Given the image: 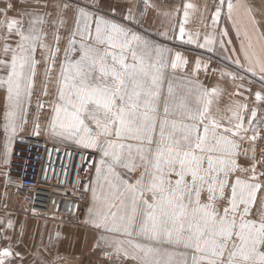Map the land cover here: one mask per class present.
Listing matches in <instances>:
<instances>
[{
	"label": "snow or ice",
	"instance_id": "1",
	"mask_svg": "<svg viewBox=\"0 0 264 264\" xmlns=\"http://www.w3.org/2000/svg\"><path fill=\"white\" fill-rule=\"evenodd\" d=\"M142 3L125 12L119 0H0L4 199L15 145L43 136L53 145L47 156L63 148L71 163L74 148L87 165L88 183L68 194H90L80 223L106 264H264V17L233 0L213 5L212 26L248 13L237 53L227 29H216L220 39L187 32L195 4L164 12L183 17L162 36L204 50L189 59L137 30L149 10L161 14ZM218 51L236 67H214ZM0 207V264H25V223ZM78 209L73 201L69 216Z\"/></svg>",
	"mask_w": 264,
	"mask_h": 264
},
{
	"label": "crops",
	"instance_id": "2",
	"mask_svg": "<svg viewBox=\"0 0 264 264\" xmlns=\"http://www.w3.org/2000/svg\"><path fill=\"white\" fill-rule=\"evenodd\" d=\"M259 1L260 0H233L234 3H239L244 5L246 8H250L252 10L251 15L255 17L257 16L255 11L258 12L260 9V5L258 3ZM119 2L124 5L125 12L129 7H131L135 12L137 10V6L139 7V2H142V0H119ZM186 2H191L196 5V9L189 10L190 15L188 23L185 25L187 32L192 33L193 35H195L196 32H199L201 37L205 34L213 33L216 35L217 39H220L216 29H227L228 35L223 37V39L225 41L230 40L231 43L226 46L229 49L235 48L237 53H239L242 40L247 43V40L244 38L245 31L251 32L248 13L245 11L244 7L239 8L234 13V20H229L226 16L222 15L219 24L212 26L209 13L215 11L213 5L218 3V0H151V3L156 4L160 9L161 15H158L154 10H149L148 19H146L142 28L144 27L149 29V26H152L156 29L158 35H161V32L167 31L169 36H171L173 34V28L178 25L179 19H182L183 17V11H180L179 18H177L175 13L172 15H164L163 13L179 8ZM205 5L208 6L207 10L205 9ZM262 6V9L264 10V5ZM151 13H153V16L149 15ZM206 25L209 26L206 27ZM237 30H239V35ZM176 31L178 33V28H176ZM256 36V34H253V44L255 49L259 51L260 43L257 42ZM185 39H187V35ZM200 42L203 43L202 38L200 39ZM183 45L190 48H197L194 44ZM197 49L199 52L204 53L203 49ZM226 55L227 53L221 55L218 51L216 56L221 59L213 61V66L215 67L219 65L220 67H225L228 62L230 64V61L225 59ZM185 56L192 59L198 55H191L185 52ZM39 58L40 56L38 52L37 59ZM42 70L43 67L41 66L37 77V87L38 81L41 79ZM201 79L205 84H212L215 82V78L204 79L203 73H201ZM222 86L227 88L228 91L232 90L230 83H223ZM255 87H259V85L257 84ZM223 99L227 102L228 96L225 95ZM222 106L223 105H221V107ZM11 177L12 182L7 187V199H4L5 185L3 178L0 177V204L7 203L8 211L12 213V218L25 223L23 242L18 249L26 256L25 264H29L31 261H34V264H55L68 259L69 256L96 257L99 255L97 251L93 250V241L95 237L94 231L80 223V221L84 218L87 205L90 202L89 193L86 204L74 217L61 216L59 210L57 209H54L52 213H48L46 215L40 213L32 214L31 212L26 213L25 211H22V209L27 208L22 205L19 199L20 193L17 191L16 178L12 175ZM3 212L4 209L0 207V215H3ZM62 217L64 218L63 220L61 219ZM57 232L61 233V238L58 242L56 241ZM50 236L52 237L51 242L49 239ZM34 253L37 255H33Z\"/></svg>",
	"mask_w": 264,
	"mask_h": 264
},
{
	"label": "built area",
	"instance_id": "3",
	"mask_svg": "<svg viewBox=\"0 0 264 264\" xmlns=\"http://www.w3.org/2000/svg\"><path fill=\"white\" fill-rule=\"evenodd\" d=\"M46 147L51 149L53 145L44 137L33 136H27L24 143L15 145L11 175L16 178L19 199L22 205L35 209L37 214L46 215L57 209L64 217L69 216L67 207L75 201L79 205L76 215L86 204L88 193H78L82 195L81 199L68 193L76 192V185L82 182L87 166L81 168L80 154L74 148L66 149L71 154L69 163L63 148L49 157Z\"/></svg>",
	"mask_w": 264,
	"mask_h": 264
},
{
	"label": "rangeland",
	"instance_id": "4",
	"mask_svg": "<svg viewBox=\"0 0 264 264\" xmlns=\"http://www.w3.org/2000/svg\"><path fill=\"white\" fill-rule=\"evenodd\" d=\"M84 2L85 3H88V2H90V0H84ZM141 3L142 2H139V8L142 9L143 8V6H142L143 4H141ZM258 3L260 5V9H259L258 12L255 11V13L257 14V16H256L257 19L258 20H261V18L264 17V10L262 9L263 8L262 5H264V0H260ZM152 14L153 13H151L149 15L153 16ZM146 19H148V16L146 17ZM260 29H261V30H259L260 33H264V25H262L260 27ZM137 30L138 31H141L142 34H144L148 38L152 39L153 41H155V42H157V43H159L161 45H164L166 47L172 48L174 51H181L184 54L186 52L188 54H191V55H194L195 54V55H198V56L202 54L201 52L198 51L197 48H194V47L193 48H190V47L184 46L183 44H180L177 41H171L169 39H166L162 35H158L157 32H156V29L153 28L152 26H149V29H146L144 27L143 28L142 27H137ZM256 35H257L256 37L259 36L258 33ZM259 39L261 41H264V36H259ZM49 40H51V37H50ZM61 47H63V44H61ZM219 59H221V58L218 57V56H214L213 57V61H218ZM227 64L230 65L229 62ZM230 66L232 68H235L236 67L234 65H230ZM42 84H43V70L41 72V79L38 81V87L36 89V94L37 95L40 94V89L42 87ZM49 88H50V91H51L52 90V86L50 85ZM33 105H35V99L33 100ZM41 137H43V136H41ZM87 172H88V168H86V171L84 173L85 176L83 177L82 182L80 183V185H83V184L88 183V180H89L90 177L87 175ZM83 206H82V208H83ZM80 211H78L77 214ZM72 217H74V216H72ZM55 264H106V262L100 257V255H98L96 257H94V256H91V257L90 256L89 257H86V256H84V257H80V256H74V257H72V256H69L68 259H66V260H64L62 262L55 263Z\"/></svg>",
	"mask_w": 264,
	"mask_h": 264
}]
</instances>
